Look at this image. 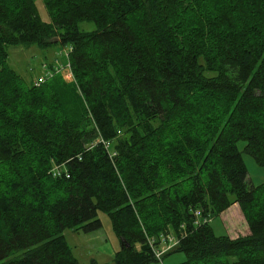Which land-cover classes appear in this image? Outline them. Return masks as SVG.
<instances>
[{
	"label": "trees",
	"instance_id": "obj_1",
	"mask_svg": "<svg viewBox=\"0 0 264 264\" xmlns=\"http://www.w3.org/2000/svg\"><path fill=\"white\" fill-rule=\"evenodd\" d=\"M42 1L50 23L0 0V264H77L63 232L99 213L114 264H158L168 232L176 264H264V181L239 149L264 168V0ZM53 44L72 85L8 68L6 47ZM233 204L248 234L216 236L203 221Z\"/></svg>",
	"mask_w": 264,
	"mask_h": 264
},
{
	"label": "rangeland",
	"instance_id": "obj_2",
	"mask_svg": "<svg viewBox=\"0 0 264 264\" xmlns=\"http://www.w3.org/2000/svg\"><path fill=\"white\" fill-rule=\"evenodd\" d=\"M35 6L37 17L41 22L50 23V17L43 1L35 0ZM78 28L85 32L95 30L94 24L87 22H80ZM69 50L68 46L62 47L55 44L48 48H39L34 45L29 47L8 46L6 47L7 66L28 87H39L45 80V82H49L55 78H59L67 85H72V78L68 77L70 68L68 64ZM54 72V76L49 79ZM243 146L244 143L239 144L242 159L247 170V182L249 186L256 187L264 181V168L258 167L250 156L243 153ZM111 153L115 155V152L112 151ZM98 218L101 221L102 227L97 231L83 233L65 230L63 232L65 242L76 259L77 264H90L92 262L96 264H114L113 257L120 250V241L114 234L107 215L99 213ZM227 218L221 215L212 220L208 219L209 225L216 236H228L229 221L227 222ZM231 218H233V215H231ZM206 222L203 221V223ZM238 223L241 224L240 230L247 229V225L242 224L240 221ZM163 235L165 234H160L157 238L152 239L158 243L160 237ZM184 259L183 254L175 253L163 258L162 264H176L184 261ZM158 264L161 263L158 262Z\"/></svg>",
	"mask_w": 264,
	"mask_h": 264
},
{
	"label": "built area",
	"instance_id": "obj_3",
	"mask_svg": "<svg viewBox=\"0 0 264 264\" xmlns=\"http://www.w3.org/2000/svg\"><path fill=\"white\" fill-rule=\"evenodd\" d=\"M54 74H55V72L52 74V76L49 79H51L54 76ZM68 77L72 78V81H73V77H72L70 68H69V76ZM102 144H103V146H104V148L106 150H108V147H109V149L111 147L110 143H108V142L107 143H102ZM52 174H53V177H58L60 175L59 168L55 167L52 170ZM194 215H195L196 218L199 219V217H200L199 212H194ZM206 221H208V220H204V222H206ZM157 244H158V246L153 248V254H154L155 259L158 262L162 263V259L164 258V256H166L167 254L173 252V250H175V248L177 247V239H176V236L173 233H167V234H165V235L160 237V239H159Z\"/></svg>",
	"mask_w": 264,
	"mask_h": 264
},
{
	"label": "crops",
	"instance_id": "obj_4",
	"mask_svg": "<svg viewBox=\"0 0 264 264\" xmlns=\"http://www.w3.org/2000/svg\"><path fill=\"white\" fill-rule=\"evenodd\" d=\"M221 215H224L225 218H227V215L229 216L227 218V222L229 221L228 237H230L231 239H235L238 236H245L248 234V228L247 229L244 228V229L240 230L241 224L238 223L239 221L244 225H247V224H246V222L243 218V215L241 213V210L237 204L232 205L229 209H227ZM231 215H233V218H231Z\"/></svg>",
	"mask_w": 264,
	"mask_h": 264
},
{
	"label": "bare ground",
	"instance_id": "obj_5",
	"mask_svg": "<svg viewBox=\"0 0 264 264\" xmlns=\"http://www.w3.org/2000/svg\"><path fill=\"white\" fill-rule=\"evenodd\" d=\"M111 154H112V153H111ZM112 156H115V155L112 154ZM63 167H64V166H63Z\"/></svg>",
	"mask_w": 264,
	"mask_h": 264
}]
</instances>
